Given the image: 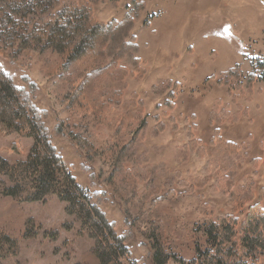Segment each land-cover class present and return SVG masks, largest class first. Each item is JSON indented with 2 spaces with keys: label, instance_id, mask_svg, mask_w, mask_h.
<instances>
[{
  "label": "rangeland",
  "instance_id": "1",
  "mask_svg": "<svg viewBox=\"0 0 264 264\" xmlns=\"http://www.w3.org/2000/svg\"><path fill=\"white\" fill-rule=\"evenodd\" d=\"M69 1L76 0H60L57 9ZM144 3L145 9L132 30L139 46L141 42L143 53L129 51L119 60V68L114 64L102 69L88 87L92 103L68 105L67 95L73 86L70 80L83 68V63L65 71L62 55L53 49L44 52L33 47L19 50L17 41L14 53L0 47V67L19 87L28 88L24 76L37 84L35 102L39 109L48 112L46 125L50 137L78 179L82 191L90 198L95 192L102 193L101 208L108 220L117 223L119 234L131 237L127 244L133 259L152 264L145 234L151 227L150 221H154V216L149 214L152 195H145L144 183L133 176L138 173L130 174L128 167L144 168L156 186H163L161 194L170 189L183 193L175 199H162L157 212L165 229L174 234L170 247L186 258H192L197 244L204 243L206 219L231 213L228 197L210 189L215 179L222 177L228 188L253 182L257 190L264 185V168H257L249 158L253 156L249 143L239 140V145L232 140L235 135L231 122L242 116V107L238 111L234 107L232 112L229 105L215 103L211 112V118L215 117L214 130L210 126L195 129L194 146L179 151V147L186 146L191 140V129L186 130L187 122L196 128V118L188 110L192 104L186 98L181 96L176 106L184 74L198 69L195 64L184 68V64L193 46L191 39H196L200 26H208L215 35L235 34L238 48H243L244 52L247 49L249 55H264L256 50L263 46L262 42L250 45L238 35L240 22L247 29H250L249 24L254 28L259 22L264 23V0H144ZM131 7L132 0H97L94 12L99 21L109 23L121 20ZM156 48L158 52L152 51ZM163 50L168 54L166 57ZM153 53H156V59L149 57ZM128 55L137 60L136 66L129 63L132 58ZM99 60L103 63L110 57H99ZM165 68H169L166 75L158 77ZM243 75L247 73L243 71ZM173 82L180 87L173 89L177 97L174 108L168 109L167 97L154 93L152 87L158 84L160 90H168L174 87ZM212 82L208 79L200 90L194 91L197 98L202 97L205 90H212ZM231 82L234 94L240 95L238 79L232 77ZM110 95H113L111 105L101 108L106 114L104 121L96 119L92 106L96 101L105 102ZM252 95L246 93L241 98ZM158 120L166 124L165 130H158ZM58 124L62 125L63 133L56 130ZM120 124L127 134L126 140L134 137L124 158L116 157L118 149L110 150L113 125ZM215 128L223 132L216 136ZM28 130L25 127L23 132H16L0 124V156L9 163V175L0 166V240L11 236L17 242L15 252L3 264H82L94 242L87 235L78 233L80 224L67 214L66 202L55 192L40 200H31L34 189L27 176L33 174L34 169L28 174L22 170L21 163L35 144V139L26 134ZM72 134L91 141L98 149L96 157L88 160L85 151L71 138ZM206 178H209L208 183H204ZM12 189L17 192L14 196L9 194ZM94 200L97 201L95 197ZM126 219L131 222L133 233H128ZM64 223H72L73 227L68 230L63 227ZM196 225L199 226L198 240L183 239V234L196 230ZM56 230L57 238L54 237ZM261 263L264 264V258Z\"/></svg>",
  "mask_w": 264,
  "mask_h": 264
},
{
  "label": "trees",
  "instance_id": "2",
  "mask_svg": "<svg viewBox=\"0 0 264 264\" xmlns=\"http://www.w3.org/2000/svg\"><path fill=\"white\" fill-rule=\"evenodd\" d=\"M96 1H69L57 9L60 0H0L1 48L14 53V44L19 41V50L33 47L44 52L53 49L62 55L65 71L79 62L83 63V68L81 67L79 73L74 74L70 80L73 86L67 95L69 106L92 103L93 98L89 95L88 87L95 82L94 77L101 73L102 69L113 67L114 64L119 68L118 62L127 52L132 50L140 52V46L132 30L141 11L145 9L144 0H132V7L126 15L119 21L113 20L109 23L96 18L94 12ZM35 17L38 19L35 20ZM99 57H110V60L99 63ZM128 57L132 58L131 55ZM251 59L253 71L245 76L240 64L221 71L219 76H211L218 79L220 85L229 88L233 100L245 97L246 93L252 94L254 84L264 80V55ZM136 61L132 58L129 63L136 66ZM232 77L238 79L242 92L240 95L234 94ZM23 80L28 88L19 87L8 72L0 67V124H5L8 129L16 132H23L25 127H28L26 134L35 139L26 160L21 162L22 170L26 173L29 174L34 169V173L27 176L33 183L34 196H31V200H40L44 195L55 192L66 202L67 214L75 217L80 224L78 233L87 235L94 242L91 252L84 258L82 264H89V261L92 264H142L132 257L127 244L131 237L119 234L116 229L117 223L109 221L102 210L101 204L104 202L102 193L95 192L90 198L82 191L78 179L71 173L50 137L46 125L48 112L39 109L35 102L37 84L27 76H24ZM157 85L152 87L153 92L166 96V107L173 109L177 97L173 89L177 90L180 85L173 82L174 87L168 90H160V86ZM112 97L113 95L108 96L105 102L93 103L92 111L97 115L96 119L104 121L106 114H103L101 108L111 105ZM119 98L120 96L115 97ZM216 103L220 104L221 101L218 100ZM214 119L215 117L211 118L212 124ZM157 125L159 131L166 129L164 122L158 120ZM113 127L110 150L115 152V149H118L116 157L124 158L133 145L134 137L126 140L124 127L121 124ZM56 130L63 133L62 125L58 124ZM220 134V129L215 128V135ZM71 138L85 151L88 160L96 157L98 149L91 141L80 135L72 134ZM190 139L189 144L178 148L179 151L194 146L196 138L191 132ZM252 162L257 168L260 166L264 168V152L262 157L254 158ZM0 166L6 174L9 173V163L1 156ZM127 170L130 174L138 173L133 176H137L144 183L145 195H152L149 214L154 216V221H150L151 227L148 233H145L149 241L152 264H262L264 186L256 190L252 182L228 188L222 177L215 179L210 189L228 197L231 213L215 219H206L208 225L203 233L204 243L197 244L192 258H186L170 247L174 234L168 228L165 229L157 212V206L162 199H175L183 193L170 189L161 194L163 186H156L146 175L144 168L131 166ZM208 182L209 178H206L204 183ZM182 184L183 182L180 183ZM197 186L200 184L197 183ZM9 194L14 196L17 192L12 189ZM125 225L128 233H133L134 229L129 219H126ZM63 227L69 230L73 224L64 223ZM196 227V230L185 232L182 238L198 240L199 226ZM24 235L26 236L27 232ZM54 235L55 238L58 237L57 230ZM16 245V238L11 236H4L0 240V264L15 252Z\"/></svg>",
  "mask_w": 264,
  "mask_h": 264
},
{
  "label": "crops",
  "instance_id": "3",
  "mask_svg": "<svg viewBox=\"0 0 264 264\" xmlns=\"http://www.w3.org/2000/svg\"><path fill=\"white\" fill-rule=\"evenodd\" d=\"M241 23L243 22L238 24V27H240L238 29V35H241L247 44L250 45L253 43L260 44V42H262L263 46L256 50L264 54V23L262 24L259 22L257 27L254 28L251 27V24L247 25L250 29H247L246 26L242 27ZM236 37L237 35L227 34L226 32L221 35H215L208 29V26H200L196 39H191V41H193V46L189 52V58L186 59L187 62L184 64V68H187L188 64L189 66L195 64L198 69L195 72L184 74L185 79L184 83L181 82L182 86L180 88L178 100H176V106L181 96L192 104V108L188 107V110L192 111V117L196 118L194 121L196 123V128L192 127L189 122H187L186 126V130L188 131L191 129L190 132L192 134L195 132V129L200 127L204 129L210 126L214 130L210 118L214 105L218 100L221 101L220 104L222 106L225 104L226 106L229 105L232 112L234 107L237 108V111L239 107H242L245 112L238 120L231 122L233 126L232 131L235 135V139L232 138V140L238 144L241 143L240 141L248 142L251 147L250 152L253 155H250L249 158L252 160L257 157H262L264 152V81H258L254 84V92L250 98H241L233 102L232 97L228 94V88L220 85L218 79H213L211 77L236 64H240L243 67V71L247 74L253 70L251 58L255 56H253V53L249 55L247 49L246 52H244L243 48H238L236 45ZM182 41L183 38H181V42ZM153 50L158 52V48L152 49V51ZM140 53H143L141 42ZM163 53L165 57L168 55L165 51ZM149 55L151 59H156V53ZM168 69H162L160 71L162 74L158 77L166 75L165 72ZM208 79L213 81L212 90H205V94L197 98V93L194 91L200 90L204 82L206 80L208 81ZM176 123L177 125L179 124L178 120ZM224 124H226V122L221 125L222 129ZM246 139L248 141H246Z\"/></svg>",
  "mask_w": 264,
  "mask_h": 264
}]
</instances>
